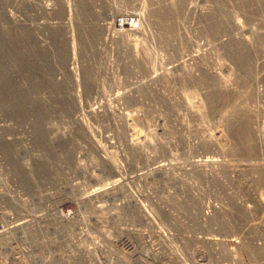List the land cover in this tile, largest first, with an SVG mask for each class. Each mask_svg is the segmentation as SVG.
Wrapping results in <instances>:
<instances>
[{
	"label": "rangeland",
	"instance_id": "rangeland-1",
	"mask_svg": "<svg viewBox=\"0 0 264 264\" xmlns=\"http://www.w3.org/2000/svg\"><path fill=\"white\" fill-rule=\"evenodd\" d=\"M2 81L0 231L264 264V0H0Z\"/></svg>",
	"mask_w": 264,
	"mask_h": 264
},
{
	"label": "bare ground",
	"instance_id": "bare-ground-1",
	"mask_svg": "<svg viewBox=\"0 0 264 264\" xmlns=\"http://www.w3.org/2000/svg\"><path fill=\"white\" fill-rule=\"evenodd\" d=\"M225 18H226V15H225ZM209 20H211V19L209 18ZM229 23H230V21H229ZM220 24H222V23H220ZM226 24H228V23H226ZM239 47L241 48V46H239ZM229 52H231L230 54L233 57H235V58H238L239 56L246 57V56H244L242 54L243 51L241 49H237V46H232L230 48ZM207 79H209V78H207ZM0 83H1L0 84V90H1L2 85H5V82L2 81ZM88 85H91V84H88ZM13 88L14 87L11 86V93L12 92L14 93V89ZM2 93H3V90H2ZM12 95L15 96V94H12ZM14 99H15V104H14L13 107H15V108L18 107L19 108V106H18L19 105V100H18L19 98H18V95L17 94H16V96H15ZM92 112L94 113V111H92ZM40 125H41V123H40ZM241 132L242 133H239L238 136L244 137L246 140H248L247 139V135L244 133V131L241 130ZM243 141H245V140H243ZM249 141H247V142H249ZM251 143H252V140H251ZM251 143H250V145H251ZM250 148H251V146H250ZM163 168L164 167H162V165H161V166H158L156 168V170L157 171H161V170H163ZM263 178H264V175H263ZM263 183H264V181H263ZM117 189L118 188H113L111 190H108V189L107 190L106 189L105 190H95L94 193L95 194H99V193H103L104 192L108 196V195H110L109 193H111V191L117 190ZM121 207H123V206H121ZM44 208L45 209H49L48 207H44ZM140 210H142V209H140ZM47 213H51V214H45L44 216L42 215L40 217L34 218V222H32V224L34 223L35 225H37L38 226L37 229H35V228L33 229L30 226L29 230L28 229H23L21 232L18 233L20 235V237H21V239H19V243H21L22 245H27L28 248H30L28 250V253L27 254L32 257V260L39 261L41 264H96L97 261H95L94 257L91 258L89 252L86 250V247L82 246V244H83L84 241L81 240L80 238H78V233L75 234V235L72 234L71 236H70V234H68L67 236H65V233H58L54 229H53L54 231L52 230V232L51 231H48L49 230V226H50V224L48 223V218L55 217V218H59V219H63L64 220V219L76 218L78 216H81V217L84 218V215H78L80 213L79 210H76L74 213L65 214L60 208H55L54 210H50L49 209L47 211ZM41 224H46V226H45L46 229L43 228V229L40 230L39 226ZM111 225L113 226L112 223H111ZM109 229H110V227H109ZM109 232H111V231H109ZM14 234H16V233H14ZM141 234H142V232L140 231V236H142ZM13 235H9V236L0 235V260L3 258L1 256L2 254H4V253H11V252L14 251V249L10 247V246H12V242L11 241L14 238ZM55 235H59V237H62V238L57 239L58 240L57 241L56 239H54V238L57 237ZM109 235H112V234H109ZM36 237H37L38 240H39V237H41V241L39 242L41 248L40 247L39 248L36 247V244H37ZM121 239L128 240V242L131 245V249L128 252V254L126 255L127 260H125L123 258L122 259L119 258L116 261L112 262V264H124V263L125 264H134V261H131L133 257H135L138 254H143V256H144V255H147V254L150 253V248H146L145 246L144 247L143 246L136 247L135 245L136 244L138 245L140 243L132 242V238L130 239V238H127L126 237V238H121ZM188 251H189V249H188ZM121 254H122V252L120 253V255ZM157 255L158 254L155 255L153 253L152 257L150 258L151 261H144V262H148V264H153V262H156V259H158V256ZM172 255L177 256V258H179V259H182V257H183L184 260L185 259L192 260V258H193L192 254L190 252L182 253V256L178 252L172 253ZM197 257L198 258H201V259H204L203 258V255H199ZM173 263H175V260H173Z\"/></svg>",
	"mask_w": 264,
	"mask_h": 264
},
{
	"label": "built area",
	"instance_id": "built-area-1",
	"mask_svg": "<svg viewBox=\"0 0 264 264\" xmlns=\"http://www.w3.org/2000/svg\"><path fill=\"white\" fill-rule=\"evenodd\" d=\"M27 227L28 225L23 223H10L9 228H6L5 231H0V235L5 236L13 235L14 233H16L13 235L14 238L11 242L12 244L18 243V245H16V247L10 246L14 249L15 253L8 256L9 258H11V260L15 261L11 264H37L31 261L28 262V260H32V257L27 254L30 248H28L27 245H22L21 243H19V239H21V237L18 233L23 229H28ZM110 238L105 237L102 240H99V238H94V247L91 248V250H89L88 252L91 258L94 257L95 261H97L96 264H112V262L116 261L119 258L127 260L126 255L131 249V245L128 240L120 238H118L119 240H115ZM150 239L156 240V237L149 238L147 242L145 241V237H141L140 240H138L140 241V246L146 245L150 248V253L144 256L143 254H138L133 257L131 261H134V264H148V262L144 263V261H151L150 258L152 257L153 253L156 255V244ZM121 252L122 254L120 255ZM153 264H156V262H153Z\"/></svg>",
	"mask_w": 264,
	"mask_h": 264
}]
</instances>
